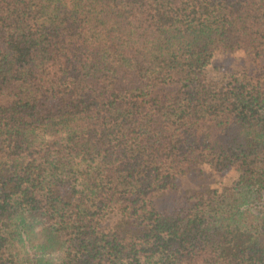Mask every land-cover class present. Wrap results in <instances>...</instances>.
Masks as SVG:
<instances>
[{
	"label": "trees",
	"instance_id": "obj_1",
	"mask_svg": "<svg viewBox=\"0 0 264 264\" xmlns=\"http://www.w3.org/2000/svg\"><path fill=\"white\" fill-rule=\"evenodd\" d=\"M0 264H264V0H0Z\"/></svg>",
	"mask_w": 264,
	"mask_h": 264
},
{
	"label": "rangeland",
	"instance_id": "obj_2",
	"mask_svg": "<svg viewBox=\"0 0 264 264\" xmlns=\"http://www.w3.org/2000/svg\"><path fill=\"white\" fill-rule=\"evenodd\" d=\"M262 69V65L259 64L257 59L241 50L217 53L208 66L207 72L210 78L222 80L230 74L254 77L259 75ZM203 171L205 173L202 176L193 174L184 177L183 186L191 188L200 185L207 189L217 185L219 181L225 183L237 178V172L234 170H228L222 175H213L206 167H203Z\"/></svg>",
	"mask_w": 264,
	"mask_h": 264
}]
</instances>
